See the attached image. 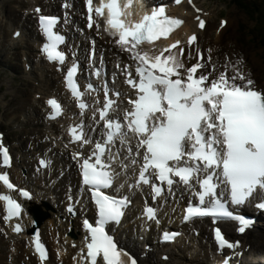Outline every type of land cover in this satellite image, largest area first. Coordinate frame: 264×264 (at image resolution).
<instances>
[{"label": "snow or ice", "instance_id": "1", "mask_svg": "<svg viewBox=\"0 0 264 264\" xmlns=\"http://www.w3.org/2000/svg\"><path fill=\"white\" fill-rule=\"evenodd\" d=\"M85 2L89 12L88 26L91 27L93 7L91 0ZM123 7L126 9L129 4ZM104 9H107L105 31L112 29V34L118 36L115 43L130 54L136 76L134 78L130 66L125 65L124 71L128 73L125 82L135 95L128 99V107L122 111L123 119L113 118L114 113L121 111L120 93L110 94L105 87L103 105L100 107L96 101L93 112V116L98 113L99 117L95 123H103L102 142L97 140L88 158L80 152L73 153V158L80 161L81 185L87 186L95 206L94 224L88 219L83 220L87 252L86 256H80L81 264H137L118 247L107 230L112 223L120 222L130 200L126 196L110 195L106 190H111L121 175L126 176L129 167L135 170L138 166V174L133 183L119 187L150 186L155 200L162 189L154 180L166 184L169 191L174 184L183 185L191 193L184 210V221L208 217L215 224L230 218L240 221L237 231L243 233L248 222L233 215L228 205L242 206L257 200L255 207L264 209V92L256 90L252 79L241 71L240 60L234 64L226 62L225 71L210 79L212 74L204 75L198 71L203 67L199 59L191 67H185L180 58L184 48L179 40L157 54L154 42L167 38L182 24L180 19L165 14V6L153 7L150 13L135 21L128 19L130 13L122 12L118 0H101L94 11L102 15ZM196 20L198 27L203 29L205 21L199 16ZM57 23L56 17L39 16V27L47 41L40 51L48 61L63 63L65 55L57 50V46L64 38L53 31ZM225 23L221 21V27ZM196 40L195 34L190 35L187 44L191 46ZM144 43L149 45L147 51L141 47ZM176 49L179 55L174 51ZM229 68L233 72L231 76L226 74ZM75 72V65L69 67L65 84L83 115L87 105L82 96L94 89L89 84L82 93L73 79ZM93 74L98 75V72ZM46 103L52 110L50 119L62 114L61 105L55 98H49ZM68 132L72 142H79L80 147L92 143L83 124L70 126ZM132 140L136 141L135 154L131 148ZM117 142L121 148L114 152ZM121 150L127 153L123 158L119 155ZM38 163L41 167L47 164L44 159ZM117 163L119 172L115 171ZM0 164L4 167L11 164L10 154L2 143ZM0 182L9 191L15 190L20 197L31 199L27 190L16 188L10 182L7 173L0 172ZM193 198L197 203H193ZM68 199L71 201V196ZM0 201L4 205L5 221L21 214V204L11 195L0 194ZM67 211L73 212L71 203ZM143 215L156 220L152 207L145 206ZM156 223L159 224V220ZM13 230L20 232V225L14 226ZM212 231L218 251L239 247V242L226 240L219 228ZM177 235L179 233L166 232L163 238L169 240ZM33 244L44 259L45 251L38 235L33 238ZM228 260L225 257L223 264H228Z\"/></svg>", "mask_w": 264, "mask_h": 264}, {"label": "bare ground", "instance_id": "2", "mask_svg": "<svg viewBox=\"0 0 264 264\" xmlns=\"http://www.w3.org/2000/svg\"><path fill=\"white\" fill-rule=\"evenodd\" d=\"M29 1V0H28ZM75 4L73 10L75 12L74 19L72 20L71 26H67V32L68 34L71 31V27H76L80 26L79 23L81 22L79 15L76 14L79 12L78 8V3L77 0H69ZM30 2V7L33 5L32 1ZM48 6L53 7L56 5V0H47ZM82 5V3H80ZM36 5V4H35ZM203 6V5H202ZM199 3L194 2L192 3V7H188L187 5H181L177 7V11L183 15L186 19L184 26H182L174 35V38H181V42L185 45L184 37L187 33L190 31H193L197 34L198 37V42H197V47L202 48V60L200 62L202 63L203 66H207V72H211L212 76L214 77L215 75L219 74L222 70L225 69L226 63L222 62V59L219 57L218 59L214 56L212 57V53L217 49V47H221L220 43L222 41V38L224 33H226L227 29L231 26V24H234V21L232 18L228 17L225 19L226 23L224 24L223 27H220L217 29L216 24L214 20L212 19V14L215 15L216 12L213 10H207L202 7ZM21 9H24L23 6H21ZM190 10V11H189ZM197 12L200 16H205L207 17V22L206 25L203 29V31H197L194 25V22L192 21V15H189V13ZM19 14V19H15L14 22H16L18 25L20 23V26L23 27L21 35L20 36H27L29 42L25 43L24 47L28 51L36 50L34 47H38V35L36 34V31L34 30V27L32 25V21L29 18V14H24L22 11L17 12ZM31 15V14H30ZM22 16V17H21ZM194 16V15H193ZM235 20V19H234ZM98 21V20H97ZM236 21V20H235ZM101 26L94 25L96 28L94 31H85L78 36L72 35V40L71 46L75 47L74 44H79L82 42V45H85V47L88 46V40L91 38L92 42L95 43L94 46V53L96 55V61L98 62V68L100 69L101 75L104 78L105 82L103 83L104 86L99 91H97L96 95L93 98V101L91 102L92 104V113L88 112L89 117L93 115L94 110L97 107L96 101L99 102V106L103 103V95L102 93L105 90V87L107 90H112L118 87L117 90L114 92H118L121 89L125 92L126 94H131L126 97H121L119 98V103L121 105V111H123L124 108L128 107V98H132V90L129 87V85L126 84V76L128 73L124 71V66L129 65V71L131 75L135 78V68L132 66V61L130 60L129 56L130 54L125 52L119 48V46L115 43V40L113 37H111V34H109L107 31L103 30L101 31L100 28L103 27V23L98 21ZM237 23V21H236ZM235 23V24H236ZM7 24H11L10 27H12L15 23L12 22V18L8 19ZM25 28V29H24ZM94 28V27H93ZM217 29L216 30V37L211 38L210 37V31L212 29ZM109 31V30H108ZM100 37V38H99ZM173 37H170L168 41L174 39ZM97 39V40H96ZM34 43V44H33ZM7 44V42H6ZM4 43L1 44V47L3 48ZM160 43H157L156 41L154 42V46H156V52L160 51L161 47ZM211 45L210 49H214L213 52L204 50V46ZM5 46V45H4ZM6 47V46H5ZM149 48V45L147 46ZM7 49V48H6ZM68 49L70 54L74 53V50L71 49L70 43H68ZM84 51V49H83ZM82 49H79V53L76 54V56L73 55V58H78L79 56L82 57V53H84ZM178 52V49L174 50ZM191 53V55H189ZM178 54V53H177ZM1 57V53H0ZM228 57H230L228 55ZM196 57L193 48L189 47L186 49L184 55L181 57V60L184 62L185 66H191L192 63L196 62ZM193 60V61H192ZM28 62V61H27ZM30 63V69L27 71L26 69L23 68L21 70L22 75L19 76L21 79L24 75L25 79L36 81L37 84H32L31 85V90L35 93H40V95H57L61 97L63 100H65V106L67 107L68 114L63 115L59 117L56 121L58 122L56 126L51 123L49 126L41 125L39 127L38 123L33 124V130H37V132H41V136L44 137H53L56 138L58 133H59V138L58 140H51L49 143L45 144H38L39 149L45 150L48 152L51 158L54 160V163L49 167V169L46 170H41L37 171L34 170V166L32 165L33 163V155L29 154L27 152L23 153H15L14 156V161L12 162V166L10 168V171L13 174V177L19 181L23 182L25 184H28L32 189H33V196L32 198L28 201L25 202V210L26 212H30V208L38 206L41 209H35V213L37 215H43V210L46 209V219L44 222H42L40 226V230L42 231V235L44 240L49 244L51 251L53 255L51 256L50 263L51 264H74L75 262V253H77L78 249H73L70 246V242H78L80 237H81V228L79 227V220L83 217L82 214H85L88 206H87V201L82 198L81 204L78 205L77 211H78V216L76 218L67 219L65 223L61 222L60 216H66L65 210H64V202L62 197L63 194L66 193L68 194L67 198L69 196H74V195H82L81 191L76 193L78 186H79V177L77 174V167L73 165V163H70V160H72V156L69 154V151H76L78 150V146L72 145L68 146L67 145V138L65 137L64 133L62 134L58 125L60 124L59 122H62L64 118H67L68 122H71V120L76 121V111H75V105L70 101V99L67 97V92L65 91L64 88V81L60 79L57 76V72L52 69L53 65H47L44 63L42 60H40L37 56L34 58V62L31 61ZM97 65H95L97 67ZM15 68L16 66L13 65ZM17 70V69H16ZM34 70L37 74L35 76H31L30 72ZM17 72H13L14 75L18 74ZM93 78V76H90V79ZM96 77H95V82H96ZM19 81V79H16ZM121 91V92H123ZM111 94V92L109 91ZM113 93V92H112ZM113 98V97H112ZM29 104L28 107L32 108V114L34 116H29L30 120H33V122H36L35 120L37 119V122L41 121V104L40 101L37 100L34 97H29ZM23 102V101H22ZM24 103V102H23ZM22 103V104H23ZM120 111V112H121ZM120 112L114 113L118 114ZM31 114V113H30ZM29 112H27V115H30ZM91 115V116H90ZM98 115V113L96 114ZM35 117V118H34ZM28 118L26 119V124L30 123ZM25 124V123H22ZM87 125H89V120L87 122ZM40 128V129H39ZM58 129V130H57ZM95 130V133L98 132V127L96 124H93L91 127L90 131L88 132V135H94V133H91L92 130ZM30 130V129H26ZM35 138V137H32ZM37 141H33L34 145ZM63 142H66V145H63ZM41 147V148H40ZM131 148L133 150V154H135V149H136V144L135 140L131 141ZM117 147L113 148V151L115 152ZM81 155H84V149L80 151ZM127 153L125 150H121L119 155L121 158L125 156ZM35 159L38 154H35ZM68 156V157H67ZM76 162H78L77 159H75ZM127 163V161H125ZM76 164V163H74ZM131 168L129 167L127 170V175H121V179H117L120 181L122 184H127L130 183L134 178L135 174H131ZM26 170L27 175L25 178L21 176V170ZM117 170V169H116ZM64 172V176L61 177V173ZM124 179V181H122ZM116 186L115 188H117ZM81 188V187H80ZM119 189H124L126 192H128L132 197L133 205L139 206L136 203V199H138L139 195H142L144 197L149 196L151 194L150 188H139L140 191L138 192V188H133V189H128L126 186L125 187H120ZM176 190V189H175ZM178 190V189H177ZM176 192L181 196L186 195L187 192L184 188L179 189ZM132 192H134L132 194ZM172 192H170L167 196L163 197V200L166 206L169 209H172L174 206L178 207L181 204V200L178 199L177 197L171 198L170 195ZM178 200V201H177ZM146 200H143V204H145ZM64 203V204H63ZM131 206V208L127 209L129 212L130 211H135V207ZM133 207V208H132ZM166 207V208H167ZM165 209L169 210V209ZM178 209V208H176ZM163 211V214H164ZM31 215V214H30ZM174 215V214H173ZM163 216V215H162ZM175 216V215H174ZM164 217V216H163ZM165 223L166 225L173 224V221L165 218ZM23 221H25L23 225V232L19 234V236H14L10 233V228L4 225L3 221L1 220V208H0V243H4L3 245L5 246V249L1 251L0 254V264H35V257L31 255L29 245H28V239L25 235L29 234L30 232V227H29V222L31 221V218L28 217V219L23 218ZM142 221L140 219H136L135 216H129V219L124 222V224H121V227L119 229H116L114 232V235L119 238L121 242H124L128 247H131L133 250H139V255L142 260V264H156V263H151L153 261V256L159 246L157 244H153V240L149 243L152 247L153 250L149 249H143L144 247V242H141L138 240L139 235H147V237L150 235L151 232H154L150 229L149 232H146L143 230ZM199 227V232L200 234L207 233V228L203 223L196 222ZM67 226L71 227V231L68 230ZM227 228L229 229L230 225H226ZM259 227L258 229V235H254L250 238L248 237H242L243 238V243L236 249L229 251V254H231L232 262L233 264H246L249 263L250 260H255V259H261L260 255L263 256L264 254V244L261 243L260 241L262 235H264V223L259 220L257 225ZM188 225H183L182 229L184 232L183 237L184 238H189L186 236V229ZM205 236V235H204ZM154 238V237H153ZM137 239V240H136ZM208 239L210 240V235L208 234ZM190 240V238H189ZM149 238L147 239L146 242H149ZM191 241V240H190ZM250 245V247H248ZM173 247V246H172ZM198 247L197 242H192L190 245H183V248H185V252L190 250H196ZM212 251V253L215 252V246L212 244L211 247L207 245V250ZM182 250H178L175 253H170V257L172 260V264H186L185 261L182 260L180 255L183 254L181 252ZM238 253V254H237ZM173 255V256H172ZM197 254L194 255L193 258H196ZM7 257V258H6ZM209 257V254L206 255V258ZM264 259V258H263ZM262 259V260H263ZM152 260V261H151ZM158 264H167L164 263L163 261L159 260ZM197 264H208L206 260H202L200 262H197ZM210 264V262H209Z\"/></svg>", "mask_w": 264, "mask_h": 264}, {"label": "rangeland", "instance_id": "3", "mask_svg": "<svg viewBox=\"0 0 264 264\" xmlns=\"http://www.w3.org/2000/svg\"><path fill=\"white\" fill-rule=\"evenodd\" d=\"M200 4H202L206 9L213 10L216 12L215 15H212V19L214 20L216 26H221V21L223 17L232 18L234 24L227 29L226 33H224L221 41V47H217V49L213 52L214 56L218 59L219 57L222 59V62L226 63H235L236 60L244 59L242 62L243 65L248 69V73L252 75V77L256 80V83L264 86V62H263V50L259 46L257 42V34L264 33V0H245L246 8L242 9L239 6H236L234 0H197ZM57 7V6H56ZM55 7V8H56ZM257 7V8H256ZM5 9V6L2 7ZM3 12L4 15L9 14L8 8ZM257 11V14L254 12ZM237 23H236V21ZM236 23V24H235ZM258 32V33H256ZM254 33V34H253ZM216 29H212L210 31V37H216ZM228 55L230 57H228ZM0 93L1 97L4 95L5 98L3 100L7 101V106L4 102H2L0 98V102L2 108H5V112L3 117H0V129L8 131V139L9 140H21L22 147L24 150L26 149L25 145L28 143L27 147L34 146L33 141L39 140L41 137V132H37L33 130L32 121L31 123H25L23 125H19L23 121V116L27 113L28 106L27 102L30 100L29 97L33 96L32 92H28L26 87H20L19 90L16 91L12 84H9L8 75L10 73L5 74V65L2 61H0ZM239 67V66H238ZM230 69V68H229ZM14 71L17 72L15 69ZM232 72V70L230 69ZM8 85L11 89H13L12 96L10 99V95L8 93ZM17 88V87H15ZM9 95V98H8ZM25 102V106H23V102ZM27 106V107H26ZM0 107V109H2ZM5 122V123H3ZM19 125L21 129L14 128L15 124ZM37 123V121H36ZM23 127V129H22ZM26 129H30L29 131ZM40 129V128H39ZM35 137V138H32ZM16 144V143H15ZM22 147L20 149H22ZM28 149V148H27ZM36 149V148H35ZM31 154L34 150L29 149ZM26 151V150H25ZM27 152V151H26ZM181 245V244H180ZM1 247V246H0ZM184 251V250H182ZM183 256H185V251ZM264 258V255L260 256ZM262 258V259H263ZM263 261L264 264V259ZM256 264V261H254Z\"/></svg>", "mask_w": 264, "mask_h": 264}, {"label": "trees", "instance_id": "4", "mask_svg": "<svg viewBox=\"0 0 264 264\" xmlns=\"http://www.w3.org/2000/svg\"><path fill=\"white\" fill-rule=\"evenodd\" d=\"M258 42L261 43V45L264 47V36L261 39H259Z\"/></svg>", "mask_w": 264, "mask_h": 264}]
</instances>
